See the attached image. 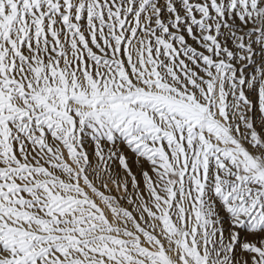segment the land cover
Listing matches in <instances>:
<instances>
[{"label": "snow or ice", "instance_id": "6c2138e0", "mask_svg": "<svg viewBox=\"0 0 264 264\" xmlns=\"http://www.w3.org/2000/svg\"><path fill=\"white\" fill-rule=\"evenodd\" d=\"M0 264H264V0H0Z\"/></svg>", "mask_w": 264, "mask_h": 264}, {"label": "rangeland", "instance_id": "374dc122", "mask_svg": "<svg viewBox=\"0 0 264 264\" xmlns=\"http://www.w3.org/2000/svg\"><path fill=\"white\" fill-rule=\"evenodd\" d=\"M135 171V169H133Z\"/></svg>", "mask_w": 264, "mask_h": 264}]
</instances>
